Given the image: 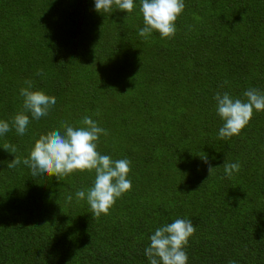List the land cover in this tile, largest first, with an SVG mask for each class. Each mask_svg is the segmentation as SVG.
<instances>
[{
	"label": "trees",
	"instance_id": "1",
	"mask_svg": "<svg viewBox=\"0 0 264 264\" xmlns=\"http://www.w3.org/2000/svg\"><path fill=\"white\" fill-rule=\"evenodd\" d=\"M184 3L174 37L144 39L140 0L131 13H98L95 0H0V120L23 110L26 80L56 98L23 136H0V264H149V237L178 218L196 227L188 264H264V111L222 140L214 100L264 92V0ZM86 115L108 131L98 153L131 161V190L98 217L75 196L95 170L56 178L7 168ZM225 162L240 171L226 176Z\"/></svg>",
	"mask_w": 264,
	"mask_h": 264
},
{
	"label": "clouds",
	"instance_id": "2",
	"mask_svg": "<svg viewBox=\"0 0 264 264\" xmlns=\"http://www.w3.org/2000/svg\"><path fill=\"white\" fill-rule=\"evenodd\" d=\"M114 7L131 13L134 0H95V10L98 13H109ZM184 9V0H140L144 27L139 29L138 35L147 39L155 30L162 38L174 37L177 31L175 22ZM36 75L43 73L39 71ZM24 83L26 87L20 89L23 110L14 116L11 123L0 120V136L12 128L18 135L23 136L30 124V117L36 120L47 117L56 104L54 96L46 95L41 90H33L32 80H26ZM243 96L245 100L234 98L228 92H216L214 100L217 115L224 121L219 129L220 139L239 135L251 120L254 109L257 112L264 111V92L249 88ZM95 115L99 116L100 111ZM81 123L83 127L75 128L67 122H62L63 133L57 129L41 135L34 143L28 158L22 160L14 155L15 158L7 163V168L14 169L23 163L31 170L32 177L47 174L56 178L76 171L95 170L93 186L87 192L83 189L77 190L75 196L78 201L86 198L92 214L98 217L107 214L116 199L131 190L132 182L127 178L131 161L126 158L113 160L108 155L98 153L97 142L101 135H108L107 129L100 127L97 120L87 115ZM3 149L11 154L17 151L16 146L9 143H6ZM201 159L208 165L210 176L215 167L208 161L207 155ZM223 167L228 177L241 169L239 162H225ZM72 199L71 194L66 197L68 202ZM195 231L196 227L191 219L179 218L157 228L149 237V246L145 248L144 254L149 264H188L189 258L185 249ZM229 264H236V261H229Z\"/></svg>",
	"mask_w": 264,
	"mask_h": 264
}]
</instances>
